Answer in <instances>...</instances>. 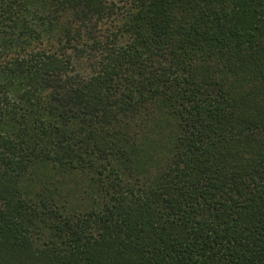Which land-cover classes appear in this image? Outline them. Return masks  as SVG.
Listing matches in <instances>:
<instances>
[{
    "label": "trees",
    "instance_id": "obj_1",
    "mask_svg": "<svg viewBox=\"0 0 264 264\" xmlns=\"http://www.w3.org/2000/svg\"><path fill=\"white\" fill-rule=\"evenodd\" d=\"M0 264H264V0H0Z\"/></svg>",
    "mask_w": 264,
    "mask_h": 264
}]
</instances>
